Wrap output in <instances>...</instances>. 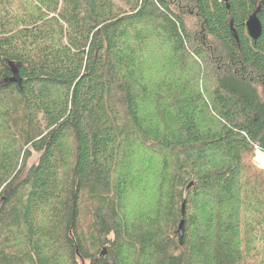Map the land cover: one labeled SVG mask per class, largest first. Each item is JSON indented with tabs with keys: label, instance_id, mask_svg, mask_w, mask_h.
Segmentation results:
<instances>
[{
	"label": "trees",
	"instance_id": "16d2710c",
	"mask_svg": "<svg viewBox=\"0 0 264 264\" xmlns=\"http://www.w3.org/2000/svg\"><path fill=\"white\" fill-rule=\"evenodd\" d=\"M125 5L0 0V264H264V0Z\"/></svg>",
	"mask_w": 264,
	"mask_h": 264
},
{
	"label": "rangeland",
	"instance_id": "374dc122",
	"mask_svg": "<svg viewBox=\"0 0 264 264\" xmlns=\"http://www.w3.org/2000/svg\"><path fill=\"white\" fill-rule=\"evenodd\" d=\"M116 3H117V5L118 6H120L123 10H125V9H127L128 7L125 5V0H114ZM8 6V5H7ZM184 11H186V10H184ZM186 12H184L183 13V19H184V22L186 23V24H190V27H191V32L189 33V38H190V40H192L195 44H197L196 43V41L198 40V39H201L202 37H201V34H199V33H194L193 32V30H194V27H193V25L191 24L192 22H193V20H191L192 18L191 17H189L187 14H185ZM212 41V40H211ZM213 42V45H215V46H217L218 44H216V43H214V41H212ZM198 45V44H197ZM210 46V45H209ZM191 47H196V46H191ZM166 56V55H165ZM207 58H209L210 59V57L207 55ZM208 59V60H209ZM162 61H163V59H162ZM209 62L211 63V64H213V63H216L217 61H216V59H215V57L213 56V61H210L209 60ZM165 62L163 61V64H164ZM208 65H210V64H208ZM159 71V70H158ZM157 76H161V74H159V75H157L156 74V77ZM259 91V93H260V95H261V98H262V100H264V89H262V90H258ZM153 120V114H151L150 115V117H149V120ZM260 148V147H259ZM255 151H256V145H253V147H251V152L249 153H247V156H246V162H247V165L249 166V168L252 170V172H255L259 177H264V171H262L263 169L262 168H260L259 166H258V163L255 161ZM139 159H140V155H138L137 156V162L139 161ZM148 160V161H147ZM149 160H150V158H148V157H144L140 162H138L137 164H136V170H137V172H141V174L140 175H138V173H137V175H136V180L139 182V184H137L136 182H135V184H134V189L133 190H135V187L137 186V192L135 193V194H130L131 192H132V189L129 191V196H130V200L132 201L131 202V206H133V203H135L136 204V200H137V198H139V196H146V198H147V200L148 201H150V199H152L153 200V202H157V198H158V194H159V191H160V184L161 183H164V179H163V177H162V175H161V173L160 174H157V176L155 177V178H152V181H150V172L149 173H147L146 172V169H147V166H149V167H153V168H157V167H154V165H150V162H149ZM36 161V156H33L31 159H30V161H28L27 162V165H26V170H28L29 168H30V166H31V164L32 163H34ZM134 162V161H133ZM159 163H161L160 162V160H159ZM152 172H155V171H152ZM145 183H146V187L144 188V185H145ZM191 183H193V181L191 182ZM141 194V195H140ZM146 194V195H145ZM4 196H6V195H4ZM4 196H2V197H4ZM138 196V197H137ZM1 197V198H2ZM135 197H137L136 199H135ZM135 199V200H134ZM145 202H146V200H145ZM18 203H19V201L18 200H16V201H14L13 202V204H12V206H10V209H16V208H18L19 207V205H18ZM2 204H3V201L0 199V209H1V207H2ZM253 211H254V213H253ZM255 213H257L254 209H252V213H251V215H250V217H249V221L251 222H253V220H254V215L253 214H255ZM257 220H260V218H258ZM258 225V227H254V228H250V231H251V233L254 235V236H259L260 235V233H261V231H262V228H261V225L260 224H257ZM176 232H177V229H176ZM178 234V233H177ZM96 243H95V239L93 238V241L89 244V247H92L93 245H95ZM9 251V250H8ZM11 252V251H10ZM11 253H13V258H12V261H19V260H22V259H24V256L22 255V254H19V253H16V252H11ZM90 253H91V250H90ZM101 257H103V258H105L106 257V253H105V256H101ZM63 259H65V258H62V260ZM66 262H65V260H63L60 264H65ZM77 264H89V262L88 261H82V260H80V259H78L77 258Z\"/></svg>",
	"mask_w": 264,
	"mask_h": 264
},
{
	"label": "water",
	"instance_id": "95a60500",
	"mask_svg": "<svg viewBox=\"0 0 264 264\" xmlns=\"http://www.w3.org/2000/svg\"><path fill=\"white\" fill-rule=\"evenodd\" d=\"M222 2L226 3L228 2V0H221ZM245 28H246V32L248 34V36L250 37V39L256 41L260 34H261V23L259 21V19L257 18L256 14H252L246 24H245ZM14 81L17 84H20V80L17 77L16 72H14V77H13ZM184 214H185V203H182L181 205V221L179 223L178 226V237L180 240V244H182V239H183V232H184Z\"/></svg>",
	"mask_w": 264,
	"mask_h": 264
},
{
	"label": "built area",
	"instance_id": "2783aa9c",
	"mask_svg": "<svg viewBox=\"0 0 264 264\" xmlns=\"http://www.w3.org/2000/svg\"><path fill=\"white\" fill-rule=\"evenodd\" d=\"M262 154L264 155V152L262 151V149L259 148L258 146H256L255 158H254L256 162H259L258 158H259V156H261V158L263 159V163H264V156H262ZM258 166H259V164H258ZM263 168H264V166L262 167V169ZM262 171H264V169Z\"/></svg>",
	"mask_w": 264,
	"mask_h": 264
},
{
	"label": "bare ground",
	"instance_id": "6f19581e",
	"mask_svg": "<svg viewBox=\"0 0 264 264\" xmlns=\"http://www.w3.org/2000/svg\"><path fill=\"white\" fill-rule=\"evenodd\" d=\"M263 152H264V151H263ZM262 156H264V155L262 154ZM258 160H259V162H257V163H258L259 166L262 168V167L264 166V163H263V159L261 158V156H259ZM183 203H184V202H183Z\"/></svg>",
	"mask_w": 264,
	"mask_h": 264
}]
</instances>
